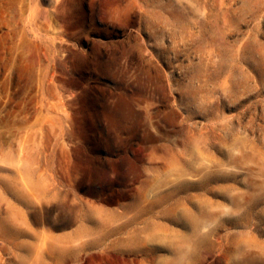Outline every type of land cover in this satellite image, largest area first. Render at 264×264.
<instances>
[{
    "label": "rangeland",
    "instance_id": "obj_1",
    "mask_svg": "<svg viewBox=\"0 0 264 264\" xmlns=\"http://www.w3.org/2000/svg\"><path fill=\"white\" fill-rule=\"evenodd\" d=\"M0 264H264V0H0Z\"/></svg>",
    "mask_w": 264,
    "mask_h": 264
}]
</instances>
